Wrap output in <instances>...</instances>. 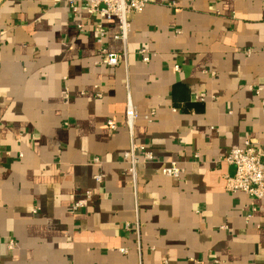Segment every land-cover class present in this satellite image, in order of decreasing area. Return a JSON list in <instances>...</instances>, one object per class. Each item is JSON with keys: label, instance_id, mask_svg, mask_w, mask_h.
Here are the masks:
<instances>
[{"label": "crops", "instance_id": "obj_1", "mask_svg": "<svg viewBox=\"0 0 264 264\" xmlns=\"http://www.w3.org/2000/svg\"><path fill=\"white\" fill-rule=\"evenodd\" d=\"M131 19L128 64L108 67L116 19L99 44L100 19L66 0H0V264H264V199L229 192L222 159L264 149V0H150ZM128 85L155 156L137 191Z\"/></svg>", "mask_w": 264, "mask_h": 264}, {"label": "built area", "instance_id": "obj_2", "mask_svg": "<svg viewBox=\"0 0 264 264\" xmlns=\"http://www.w3.org/2000/svg\"><path fill=\"white\" fill-rule=\"evenodd\" d=\"M71 6L74 13H79L82 8L88 14V16L98 17L100 20L96 23L97 42L103 44L106 38V28L103 20L116 19L118 21L119 32L116 35L118 40H121L124 44L123 51L120 52H108L100 50V56L96 64L104 65L108 67L119 66L122 62L128 64V52L127 42L129 38V32L131 28V16L143 12L146 6L150 3V0H66ZM83 25H80V29H83ZM250 50L246 53L250 54ZM140 53L144 55L143 61L148 63L150 57L147 55L145 49L140 50ZM176 70H179V65L175 66ZM258 88L257 94L260 93ZM207 98L206 93H200L196 95V99L204 101ZM264 106V101H262ZM139 118V111L134 104L132 95L127 92V108L122 125L125 126L130 136V146L124 154V158L128 164L127 172L131 177L132 184L137 191L139 183V165L153 161L155 158L153 150L141 144L137 141L135 126ZM120 124L114 119L107 120V127L110 131H115L119 128ZM196 157L199 154H195ZM234 169L232 173L224 175L226 189L229 192H244L256 199H264V149L260 142L252 137L245 139L242 146L231 149L223 158ZM97 162L100 160L97 158ZM165 176L179 180L185 172V169L177 162L171 161L165 165L162 169ZM97 182L103 181L102 175L96 176ZM88 196L92 193L88 192ZM83 206L82 202H76L74 208L78 209ZM125 229L127 231L135 230L137 238L141 236V224L137 219L136 223L126 222ZM139 242V241H138ZM14 246V243H11ZM138 249L141 251L140 243H138ZM123 253H127L128 249L122 248Z\"/></svg>", "mask_w": 264, "mask_h": 264}]
</instances>
